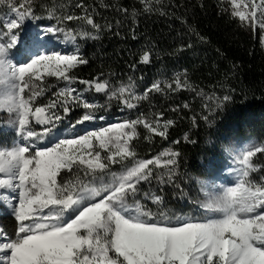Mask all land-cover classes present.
Instances as JSON below:
<instances>
[{
	"label": "snow or ice",
	"instance_id": "1",
	"mask_svg": "<svg viewBox=\"0 0 264 264\" xmlns=\"http://www.w3.org/2000/svg\"><path fill=\"white\" fill-rule=\"evenodd\" d=\"M230 2L231 16L238 17L242 26L264 32V0H249L247 11L241 10L239 0ZM5 5L7 18L0 23V113L8 117L6 126L18 140L10 147L0 148V197L11 208L17 228L14 238L0 231V264H264V175L259 180L252 178V173L264 171L252 160L257 154H264V145L254 146L239 157L242 168L233 185L217 184L215 177L197 181L205 198L201 208L218 215L195 221L170 217L165 211L152 213L141 203V185H150L155 179L180 190L175 179L181 154L168 151L162 154V163L159 158L137 159L133 141L139 136L140 125L149 133L166 138L174 121L166 120L160 125L162 113L154 122L141 114L135 120L60 139L51 147L36 148L43 135L51 131L53 120L61 119L52 111L58 106L56 100L37 105L43 89H38L35 82L41 80V69L71 85L76 80L70 75L71 70L88 63L78 51L61 53L49 45L59 43L61 38L65 43L98 38L88 31L75 33L67 29V22L83 21L97 32L100 26L85 6L77 3L75 6L83 9L82 15L50 12L47 18L55 23L36 25L37 30L28 33L27 22L43 19L35 13L34 0H0V6ZM120 10L127 13V9ZM144 10L154 9L149 4ZM17 54H22L23 59L15 60ZM149 61L150 54L143 53L141 62ZM79 83L86 85L87 91L94 88L96 93H104L109 101L123 100L129 110L137 107L130 102L132 99H147L152 91L164 90L157 82L143 96H136L130 85L110 89L109 82L99 77ZM173 83L165 87L190 90L205 97L203 90L197 91L186 77L182 80L177 74ZM59 96L64 98L59 107L65 115L73 106L86 110L77 124L96 119L87 110L104 107L83 99V94L70 86L61 89ZM205 98L215 100V107L221 110L232 101L230 94ZM180 107L177 105L173 111ZM182 107L189 109L190 105L185 102ZM203 107L205 114L201 118L212 124L210 104ZM33 121L45 125L43 135L33 130ZM191 122L198 126L196 115ZM185 140H189L187 134ZM94 142H98V148ZM101 151L105 153L103 157ZM221 151L238 153L239 146L229 142L222 145ZM115 164L122 166L119 174L111 171ZM153 166L166 172L157 175ZM74 173L75 180L65 179ZM143 197L158 207L163 205L160 195L143 192ZM173 218L176 223H172Z\"/></svg>",
	"mask_w": 264,
	"mask_h": 264
},
{
	"label": "trees",
	"instance_id": "2",
	"mask_svg": "<svg viewBox=\"0 0 264 264\" xmlns=\"http://www.w3.org/2000/svg\"><path fill=\"white\" fill-rule=\"evenodd\" d=\"M77 3L85 6L100 29L97 32L83 21L66 23V28L75 33L88 31L98 36L96 39L78 38L69 46V54L78 51L88 61L71 70L70 75L76 78L71 86L99 105L107 99L94 88L87 91V86L79 80L99 77L116 88L133 85L139 96H143L151 85L161 84L162 92L152 91L147 99L130 101L137 104L133 109H127L122 102L112 105L109 111L97 107L94 115L101 117L104 112H111L107 116L114 118L124 109L127 120H135L143 114L144 118L154 122L161 113L160 125L173 120L174 125L168 128L166 138L138 126L139 136L133 146L137 159L159 158L163 161L165 156L162 154L168 151L181 154L175 179L180 190L171 184L161 185L155 179L145 186L148 192L163 197L162 207L167 210H192L199 186L197 181L211 177L215 167L222 164L225 153L221 148L230 136L247 135L264 142L262 31L242 26L238 17L231 16L225 0H159V3L155 0H148V3L144 0H36L35 13L43 19L34 22L36 25L55 23L47 18L50 12L82 15L83 9L77 8ZM149 4L154 10L146 12L144 9ZM120 9H127V13ZM7 12L6 5L0 6L1 15ZM145 52L150 54L148 63L141 62ZM177 74L182 80L186 77L197 91L203 90L205 97L222 98L230 94L232 101L221 110L215 107V100L208 101L190 90L166 88ZM65 84L68 83L62 79L41 73V80L35 82L38 89H43L37 105L56 100L59 106L64 99L59 96V90ZM185 102L189 103V109L182 107ZM205 103L212 109L208 113L214 116L212 124L201 118L205 114ZM177 105L181 106L180 110L173 111ZM59 109L64 127L76 123L86 111L73 106L65 115L62 108ZM193 115L199 120L198 126L192 125ZM5 126L0 120L1 148L10 147L13 142L12 133L4 131ZM186 134L189 140H185ZM258 162L264 167V154ZM113 168L122 170L119 164ZM153 170L157 175L166 172L160 167ZM145 208L152 209L148 205ZM11 219L13 222L5 226L7 235L15 233L16 221L14 217Z\"/></svg>",
	"mask_w": 264,
	"mask_h": 264
},
{
	"label": "rangeland",
	"instance_id": "3",
	"mask_svg": "<svg viewBox=\"0 0 264 264\" xmlns=\"http://www.w3.org/2000/svg\"><path fill=\"white\" fill-rule=\"evenodd\" d=\"M36 2V0H34V3ZM225 2L228 4V6L230 7L231 11H232V7L233 5L231 4L230 0H225ZM240 4H241V10H245L247 11L246 8V4L249 2V0H239ZM256 3H259V0H255ZM7 17L5 15H1L0 14V23L3 22L4 19H6ZM248 22L245 21L244 24H247ZM26 28H27V32L28 33H33L35 32L36 29V23L29 21L26 23ZM248 30H252L249 27H246ZM2 30V29H0ZM263 34V43H264V32H262ZM73 43V41H68L67 43L64 42L63 38H61V41L59 43H53L51 45H49L50 48H54L56 51H59L61 53H68V49L69 46ZM15 60H20L23 59L22 54H17L14 57ZM41 73H45L43 69H41ZM70 86L68 84H65L64 86L61 87V89ZM130 90L131 92H134L136 94V96H139L138 93L135 90V87L133 85H130ZM73 88V87H72ZM110 89H116V87L114 86H109ZM60 89V90H61ZM59 90V92H60ZM77 93H82L83 94V99L87 100L90 103H94L93 101H91L86 95V93L84 92H79L77 91ZM102 97L106 98L107 100H105V102L99 104L102 105L104 107H98L100 109H102L103 111H109L110 108L112 107V105L116 104V103H122L123 100H117L116 98H113L109 101L108 97L105 96L104 93H101ZM128 96V93H125V97ZM135 99H132L131 101H134ZM136 101V100H135ZM97 105V104H96ZM76 109H84L82 106L81 107H76ZM53 112H56L58 115H60V109L59 106H57L56 108L52 109ZM87 111H91L93 112V114L96 111L95 109H89ZM126 111L123 109H121L118 113V116L114 117V118H110V116H107V113H111V112H104L105 114L103 115L104 119H99V117H96L95 120L93 121H85L82 124H77V123H73L70 124L67 127H64L63 125V118L61 117V119L59 121H55L53 120V125L54 126H49L51 128V131H49V133L47 135H43V129L45 127V125H37L35 124V122L33 121L32 123V128L34 131H36L37 133L43 135V139H41L40 141H38L35 145L36 148H47V147H51L53 146L56 142H58L60 139H71V138H75L81 135L86 134L87 132L90 131H95V130H99L101 128L104 127H109L112 124H116V123H120L123 121L127 120V116L128 114L125 113ZM48 115H51V112L47 113ZM61 116V115H60ZM7 119L8 117L4 114V113H0V120L5 123V125L7 124ZM38 126V127H36ZM4 131H8L12 133V139L13 142L12 144L18 140V138L15 136L14 131L10 130L7 126L4 127ZM234 143L236 145L239 146V152L238 153H232V154H224L225 157L223 158V162L221 165H217L215 168V170L212 172L211 177H215L216 178V183L220 184V183H224L227 185H233L234 182L237 181V177L241 171L242 166L239 164V157H242L243 153L246 152L247 150L253 148L254 146H260V145H264V142L257 139V138H253L247 135L244 136H230L227 140V143ZM96 144V147L98 148V142H94ZM1 148V147H0ZM105 155L104 151H101V156L103 157ZM263 154H257L256 156H254L252 158L254 164H256L258 167L260 168H264L262 163H259L258 161L261 159ZM161 163L163 162L160 159ZM116 165V164H115ZM114 165H112L111 171L115 172L117 174H119L121 171H116L115 168H113ZM158 168L153 166V169ZM81 177L83 178L82 173L80 174ZM264 175V171H257L255 173H252V178L259 180L260 176ZM73 179L75 180L76 178V174L74 173L71 177L69 176H65V179ZM86 179V178H85ZM106 179H108V177H106ZM207 180V179H205ZM146 184H142L141 188H144L142 190L141 196H140V200L141 203L145 206L148 205L150 206L152 209H150V211L154 214H158L159 211H165L169 214L170 217H182L185 220H195V221H204L206 219L209 218L210 215H218V214H209L206 211H204L201 208V204L204 203V196L202 195L201 191H200V184L198 186V190L196 192L195 198H194V203L195 206L192 210H189L187 212H182V211H170L167 210L166 208L161 206H157L156 204H154L151 200L145 199L143 197V192H148L146 189ZM150 193H154L156 195H158L155 192H150ZM45 211H47L45 209ZM11 217H14L11 214V208L8 207L7 203L4 202L2 200V197H0V231H4L5 230V226L9 223V222H13V220L11 219ZM67 218V216H66ZM176 219H172V223H176ZM17 228V222H16V226L13 228L16 231ZM8 237H12L14 238V233L11 235H7Z\"/></svg>",
	"mask_w": 264,
	"mask_h": 264
}]
</instances>
